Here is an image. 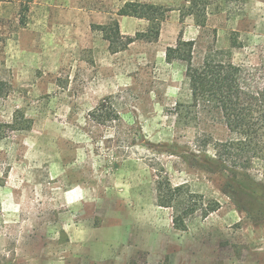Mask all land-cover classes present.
Instances as JSON below:
<instances>
[{"label": "rangeland", "instance_id": "374dc122", "mask_svg": "<svg viewBox=\"0 0 264 264\" xmlns=\"http://www.w3.org/2000/svg\"><path fill=\"white\" fill-rule=\"evenodd\" d=\"M22 1L0 0V264H264V132L248 161L221 146L222 163L240 133L194 105L187 63L167 57L182 36L196 66L230 50L260 67L264 0H34L26 25ZM130 2L166 18L114 53L103 25L150 33L118 15ZM103 100L118 118L92 116ZM167 181L197 209L184 229L158 205Z\"/></svg>", "mask_w": 264, "mask_h": 264}, {"label": "trees", "instance_id": "16d2710c", "mask_svg": "<svg viewBox=\"0 0 264 264\" xmlns=\"http://www.w3.org/2000/svg\"><path fill=\"white\" fill-rule=\"evenodd\" d=\"M34 0L21 2L20 23L26 25L30 4ZM120 16H135L145 18L150 23V33H137L136 36H124L118 19L110 24L103 25L104 38L109 41L110 50L114 53L127 48L137 39H157L160 35L162 22L166 18V10L155 4L126 3L118 11ZM235 46L237 43L234 39ZM194 40H185L181 36L175 46L167 49L168 60H183L187 63V77L189 78L192 97L196 107L216 106L223 115L227 126L240 133L238 140H229L220 143L217 149L218 157L222 163L226 157L222 147H235L244 151V157L248 161L249 149L257 145V136L264 132V59L260 67L254 69L245 68L235 64L230 55V50L211 51L200 66L194 64ZM7 83L0 80V96L7 91ZM92 116L98 121H107L118 118L115 109L109 108L106 101H101ZM168 182V187L159 195L158 205L171 207L175 210L174 223L179 229L186 228L189 215L197 209L192 207L190 201L180 207L172 192L182 189V186L173 188ZM205 203H203L204 207ZM218 203H209L204 208L205 214L216 210ZM129 264H142L132 259Z\"/></svg>", "mask_w": 264, "mask_h": 264}]
</instances>
